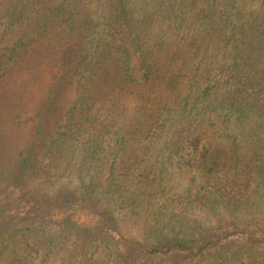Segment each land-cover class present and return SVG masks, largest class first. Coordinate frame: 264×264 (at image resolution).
I'll return each mask as SVG.
<instances>
[{
    "label": "trees",
    "instance_id": "16d2710c",
    "mask_svg": "<svg viewBox=\"0 0 264 264\" xmlns=\"http://www.w3.org/2000/svg\"><path fill=\"white\" fill-rule=\"evenodd\" d=\"M0 264H264V0H0Z\"/></svg>",
    "mask_w": 264,
    "mask_h": 264
},
{
    "label": "rangeland",
    "instance_id": "374dc122",
    "mask_svg": "<svg viewBox=\"0 0 264 264\" xmlns=\"http://www.w3.org/2000/svg\"><path fill=\"white\" fill-rule=\"evenodd\" d=\"M33 77V76H32ZM31 81V80H30ZM24 83H25V81H24ZM26 84V83H25ZM174 181V180H173Z\"/></svg>",
    "mask_w": 264,
    "mask_h": 264
}]
</instances>
